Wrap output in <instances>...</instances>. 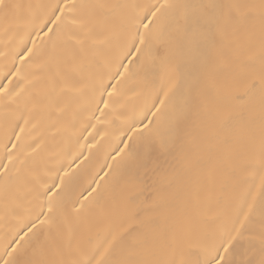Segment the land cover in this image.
<instances>
[{
	"label": "bare ground",
	"instance_id": "1",
	"mask_svg": "<svg viewBox=\"0 0 264 264\" xmlns=\"http://www.w3.org/2000/svg\"><path fill=\"white\" fill-rule=\"evenodd\" d=\"M13 2L54 6L62 3V0ZM76 2L152 5L162 4L164 0ZM228 2L232 0H168L170 4L190 5ZM245 2L258 4L259 0ZM50 11L47 7L33 8L31 16L26 15L10 27L0 18V89H6L0 93V163H7L6 151L16 153L26 161L20 181L13 185L7 197L0 188V264L6 260L22 261L28 258L36 241H43L46 237L53 241L66 238L69 229L95 236L98 232L103 234L111 226L119 225L125 216L123 198L132 190L135 178L143 175L142 170L137 169L136 158L146 153L149 167L155 162L159 168L156 172L149 171L143 175V191L134 203L141 217L145 216L144 210L154 200L159 199V206L148 212L151 219L142 228L124 237V244L140 253L138 258L151 259L154 253L164 259L178 258L176 249L180 236L190 230V242L197 243L201 233L215 231L225 220H234L241 211H247L253 197L255 203L247 228L250 232L258 233L264 219V173L257 168L242 166V162L254 153L249 149L246 128L235 118L239 109H232L234 119L230 128L213 138V126L218 119L216 92H207L203 101L199 98L194 100L193 115L183 147L193 162L191 169H187L185 162L179 158V147L167 153L160 151L158 141L170 136L171 110L180 109L190 97L195 98L208 81L205 56L189 51L186 43L178 42L167 51L160 45L146 50L141 67L135 56H120L121 27L120 21L116 20L112 22L113 39L97 50L95 58L89 61L90 67L86 69V74H92L96 80L102 78L106 84L116 87L112 97L107 92L101 97L92 83L80 96L71 99L61 97L58 105L40 99L39 84L35 88H26L18 98L14 96L24 84V78L44 77L55 71L54 66L48 63L53 44L48 43L45 36L47 27L52 25L40 26ZM134 11L131 8L123 9L121 14L130 16ZM191 11L198 13L199 9ZM165 16L171 19L173 11H166ZM144 22L147 23V20ZM73 30L66 25L63 31L66 34ZM36 32H39V37ZM32 41L38 48L45 45L41 56L34 62L44 64L43 69L35 67L34 63H21L19 54L25 47H32ZM67 47L71 46L65 45L62 37L56 42L55 51L62 54ZM121 59L129 72L123 78L110 79L115 75ZM258 66L257 63V69ZM16 69H20L19 74ZM119 71L123 72L124 69L119 68ZM118 80L120 83H117ZM172 81L175 86L166 101V115L157 113L154 116L157 108H161L158 100L164 99L163 91ZM217 84L223 88L222 75L217 78ZM101 99L109 101L108 108L100 103ZM57 106L63 107L64 111H57ZM145 125L153 129L152 138L157 142L149 144L146 137L139 135ZM21 127L24 128L23 132L20 131ZM16 136L20 137L19 141L15 139ZM225 136L230 137L228 144L223 142ZM12 144L18 147L13 149ZM125 144L130 146L133 155H126L129 149L124 148ZM120 149H124V152H120ZM17 166L20 167L19 164ZM160 169L168 170L167 178L159 175ZM169 179L174 180L171 186ZM2 183L0 180V185ZM97 185V191L102 195L97 197L96 192L89 195ZM45 186H59L54 187L53 191L63 188V192L54 200V205H59V211L52 228L47 224L41 226L48 211L47 197L43 194ZM191 189L199 193L198 204L190 203ZM77 200L85 203L84 211L79 215L73 211L74 206L80 207ZM33 224L32 232L21 240L20 237ZM33 233L36 236L26 253L13 252L18 245H24ZM237 249L238 253L243 254L238 258L258 264L261 258L258 246L253 251H246L248 244L242 240L237 244ZM48 255L51 257L52 253Z\"/></svg>",
	"mask_w": 264,
	"mask_h": 264
},
{
	"label": "snow or ice",
	"instance_id": "2",
	"mask_svg": "<svg viewBox=\"0 0 264 264\" xmlns=\"http://www.w3.org/2000/svg\"><path fill=\"white\" fill-rule=\"evenodd\" d=\"M42 7L51 10L40 26L52 25L47 27L45 36L48 37V43L53 44L48 63L54 66L55 71L44 77L24 78V84L14 93L16 98L20 97L26 88H35L39 84L40 99L47 101L48 104L58 105L61 97L71 99L82 95L89 87V83L98 89L101 97L105 92L112 97L116 87L106 84L102 78L96 80L92 74H86V69L90 67L89 61L95 58L97 50L104 48L113 39L115 33L112 22L119 20L120 56H135L137 64L141 67L146 50L150 51L156 45L162 46L167 51L178 42H183L189 46V51L205 56L208 70L207 84L197 92L195 98L190 97L186 100L182 108L171 110L170 136L168 139L158 141L160 151L167 153L179 147V158L185 162V167L187 169L193 167V162L183 151V147L189 132V120L193 115L194 100L199 98L203 101L207 92L214 90L218 119L213 126V138L230 128L234 119L232 109H239L235 118L246 128L249 149L254 153L252 157L242 162V166L257 168L264 173V0H259L258 4L248 3L245 0H232L223 4L201 5L170 4L168 0H164L162 4L152 5L107 2L78 4L76 0H62V3L54 6L25 5L15 3L13 0H0V18L10 27L11 24L24 19L26 15L31 16L33 8ZM128 8L134 9V13L130 16L122 15L121 11ZM194 8L199 9V12L193 13L191 10ZM168 10L173 11L171 19L165 16ZM145 20L147 23L144 22ZM66 25L75 30L65 34L63 30ZM36 35L39 37V32H36ZM62 37L63 43L71 47H67L64 53L57 54L56 42ZM40 39L43 40V37ZM44 47L45 45L42 44L38 48L35 41H32V47H25L19 54L22 57L21 63L36 62ZM34 66L39 69L45 67L41 63H34ZM119 68H123L124 71H119ZM19 72L20 69H16V73ZM128 72L129 68L121 59L115 75L110 79L123 78ZM221 75L224 81L223 88L218 87L217 84V78ZM117 83L120 81L118 80ZM174 86L175 82L172 81L168 89L163 91L164 99L158 100L161 108H157L156 113H153L154 116L157 113L166 115V101ZM109 88L111 91H108ZM4 91L6 89H0V93ZM9 95L13 94L9 93ZM100 103H103L105 108L109 107L108 100L101 99ZM57 111L62 112L64 108L57 106ZM24 123L27 124L28 121L25 120ZM149 123L151 124L152 121ZM20 131L23 132L24 128L21 127ZM139 135L146 137L149 144L157 142L152 138L153 129L147 125ZM15 139L19 141L20 137L16 136ZM223 142L228 144L230 137L225 136ZM17 147V144H12L13 149ZM5 148L7 149V145ZM124 148L129 149L126 155H133L128 144H125ZM119 151L123 153L124 149ZM6 159V164L0 163L2 169L0 180L3 181L0 188L7 197L13 185L20 181L22 167L26 161L18 154L8 151H6ZM136 159L137 169L142 170L143 175L149 171L156 172L159 168L155 162H152L151 168L149 167L147 153ZM18 164L20 167L17 166ZM143 175L135 178L132 190L123 198L122 207L125 216L119 225L111 226L103 234L98 232L95 236L84 231L69 229L66 238L53 241L50 237H46L43 241H36L28 258L22 261L6 260L4 264H252L250 260L238 258V255H243L238 253L237 249V244L242 240L248 244L246 251H253L258 246L261 254L258 264H264V219L261 221L258 233L250 232L247 228L255 197L252 198V203L248 204L247 211H241L234 220H225L215 231L201 233L197 243L190 242V230L185 232L179 237L176 249L178 258L164 259L156 256L155 253L151 259L138 258L140 253L125 245L124 237L137 228H142L151 219L148 212L159 206V199L154 200L149 208L144 210L145 216H140V211L134 202L143 191ZM159 175L167 178L168 170L160 169ZM172 183L174 180L169 179V186ZM61 184H63L62 178ZM54 187L59 186L44 187L43 194L47 197L48 211L45 220L41 221L42 227L47 224L52 228L59 211V205H54V200L60 196L63 188L53 191ZM98 188L99 185L92 189L89 195L96 192L97 197L101 196L102 193L97 191ZM189 195L190 203H199V193L196 189H191ZM77 203L80 207L74 206L73 211L79 215L84 211L85 203L80 200H77ZM34 227L35 224L28 227V231L20 239L24 240ZM35 236L36 234L33 233L24 245H18L13 252L21 255L26 253ZM49 252L52 253L51 257L48 255ZM7 255L11 256L12 253Z\"/></svg>",
	"mask_w": 264,
	"mask_h": 264
}]
</instances>
